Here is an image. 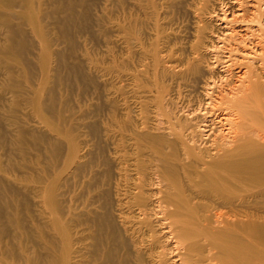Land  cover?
Segmentation results:
<instances>
[{"label": "rangeland", "instance_id": "1", "mask_svg": "<svg viewBox=\"0 0 264 264\" xmlns=\"http://www.w3.org/2000/svg\"><path fill=\"white\" fill-rule=\"evenodd\" d=\"M260 29L264 0H0V264H178L152 210L137 224L129 159L142 150L145 163L156 143L176 157L189 142L205 152L227 135L238 80L259 73L264 85ZM164 110L181 136L158 122ZM189 163L174 170L199 180ZM185 179L197 229L221 230L216 205L264 226V193L244 202L245 185L204 193Z\"/></svg>", "mask_w": 264, "mask_h": 264}, {"label": "bare ground", "instance_id": "2", "mask_svg": "<svg viewBox=\"0 0 264 264\" xmlns=\"http://www.w3.org/2000/svg\"><path fill=\"white\" fill-rule=\"evenodd\" d=\"M256 15H254V16H256ZM261 31H264V30L262 29ZM263 41H264V39H263ZM192 55H194V54H192ZM260 56H262V55H260ZM178 60H179V58H178ZM262 60H264V59H262ZM183 62H185V61H183ZM175 63H176V61H175ZM172 64H174V62ZM172 64H170V65H172ZM263 64H264V61H263ZM179 65H177V66H179ZM183 65H185V63H183ZM176 68H178V67H176ZM188 68L191 70L193 69L194 71L197 70V67H195L194 65H188ZM260 70H264V65L260 67ZM261 72H263V71H261ZM247 73L244 74V75H248V76H245L246 79L244 77H242L243 79L241 78L240 80H238L237 86L239 84L240 85L238 87L235 86L237 88H234L237 90L236 91L234 90L235 92H232L233 90H231L232 96H229L226 99L222 97V99L226 100V103L229 106V107L228 106L227 107L230 108L228 113L230 115H232V118H230L231 116H229V117L227 116L228 118L224 116V119L228 120L230 122L231 126H229V128H228L229 131L226 129L228 132L227 135H220V134L218 135V133L213 135L215 139H213V141H212V143H211V145L207 151H205V152L198 151V150L195 151V146L194 147L188 146L190 143H192V142H189V144L185 147V149H186L185 152L182 154L183 157L182 156L176 157L175 155L169 154V152L165 151L167 147L165 148L164 144L158 143L159 144L158 145L156 143L155 146L152 145L154 148L151 149V153H150L151 159H149V160L147 159L148 161L145 160L146 164L143 162V157H141V156H143L142 150L135 154V159H132V158L129 159L130 161H132V163H130V165L127 163V161H128L127 156L124 154H122V156H121V163H123V165H125V163H127L131 167L130 171H132L134 176H136L135 179L137 182L135 181L134 183L130 184V186L132 185V189H134V191H136V190L140 191L138 194L139 201L135 204L136 208L134 207L135 208L134 210L137 213L136 214L137 215L136 219L138 220L137 224L138 223L141 225L143 224L144 226L148 227L149 222L145 221L144 219H138V217L139 218L140 217L144 218V216L147 217L146 215H147L148 211L152 210V212L155 214V216L158 217L159 225L163 228L164 233L167 234V238H169L170 240L173 241L171 251L173 252V255L176 257L175 259L177 261H179L178 264H264V248L257 250L258 245L264 246V226L257 225V223H255L257 216L255 217V219H254L255 222H254V220H253V217H254L253 214L254 213L250 209L245 210L242 207L243 211H240L239 209H235V207H233V208L230 207L228 210L225 209L226 211H222V210L220 211L218 208L219 206L216 205V206L212 207L213 210L216 211L213 214L214 218L212 216L211 217L213 218L214 224H217V226H219V227L221 226V230L218 229L220 231H216V230L208 231L205 229H197L196 227L193 226L194 221L191 220L192 219L191 217H193V215L195 213L191 217H190V215H188L189 212H191L190 214L193 213L192 212L193 209H191V204L189 203L190 198H188L187 196H185L183 194V191L181 190V184L178 181V178H179V180H180V178L182 180L186 178L188 181H190V183L192 184V186L196 190L198 188L199 192H204V193H208L210 191L207 192L205 189L201 188V185L208 186V190H210L209 188H211L212 190L213 189L216 190V188H217L219 190L218 187L222 181L231 182L233 184L236 183L237 185H239V184L245 185V186H247V188H245V190H244L246 192V194H244L242 196V199H241V201L244 200V202L249 201L250 197H254L256 195L260 196V194L264 193V85L259 80V76H258L259 73H255V74L253 73L251 75L247 74ZM254 76L256 77L255 79L253 78ZM261 76H262V74H261ZM228 94H227V96H228ZM159 101H161V100H159ZM217 102L219 103V101H217ZM160 103H161V108H162V102H160ZM217 105H219V104H217ZM221 106H222V104H221ZM223 106H225V105H223ZM211 108H209V109H211ZM161 110H163V109H161ZM224 111H225V113H227L226 110H224ZM159 115L165 117L164 119H163V117H161L160 119L158 118L159 119L158 122H161V125H164V127H165L164 129H167L168 131H170L172 134H174L177 137L181 136L180 135L181 132L179 133V131H177L178 129H176V128H179L181 126H179L178 124H176L173 121L174 120L173 116L171 115V113L168 110H167V112H166V110L159 112ZM158 116H156V117H158ZM178 123H179V121H178ZM201 124H203V123H201ZM157 126H159V125H157ZM191 126H192V124H191ZM185 128L188 129L189 125H186L184 127V129ZM160 130H162V129H160ZM194 133H196V132H194ZM194 133L192 135H194ZM166 135H167V133H166ZM187 137H189V135ZM161 143H163V142H161ZM140 157L142 158V160L140 159ZM185 159L190 160V162H191L187 165H190V166L195 165L196 167L200 168V170L198 171L199 180L196 178L192 179L191 175L187 176L185 173H181L180 177H179V174L177 173V171L174 170L173 165L177 164L180 169L185 171V166H186L184 164ZM147 162H149V163L151 162V164H152L151 169H149ZM125 167H122V168H125ZM183 176H185V177H183ZM146 178L148 179V181ZM182 186H183V184H182ZM220 186L222 187V184ZM224 186H225V184H224ZM144 188H148L150 190V193L146 197H143L144 195L142 196V191L144 190ZM220 192H222V191H220ZM211 197H212V195H211ZM213 197L215 199L220 198L217 194L213 195ZM132 199H133V197H132ZM233 203L234 202H232L231 204H233ZM149 213L151 214V212H149ZM149 213H148V215H149ZM195 219L199 220L197 217ZM98 221H100V220H98ZM258 221L259 220H257V222ZM210 222H208V223H210ZM102 225H103V223H102ZM210 225H212V223H210ZM199 226H204V225H199ZM214 226L215 225H213L211 227L213 228ZM97 227H99V226H97ZM103 227H105V226H103ZM112 228L110 230H112ZM105 230L104 231L101 230L102 234H103V232L106 233ZM142 230H140V231H142ZM114 231L116 233V230H113V232ZM108 233H110V232H108ZM102 234H101V236H102ZM138 234H139V231H138ZM99 235H100V233H99ZM110 235L106 234V236H110ZM103 236L105 237V235H103ZM115 236H116V234H115ZM131 238H133V237H131ZM92 239L93 238H91V241H92ZM98 239H99V236H98ZM106 240H109V239H106ZM106 240H105V242H106ZM110 241H112V240H110ZM116 241H117V239L115 240V242ZM199 241H200V244H199ZM115 242L112 245H115L116 244ZM96 243H97V241H96ZM98 243L100 245V242H98ZM132 243H133V241H132ZM144 245H145V243H144ZM110 246H111V244H110ZM120 246L121 245H119L118 247H116V246L115 247L119 248ZM148 246L150 247V250L152 247L157 248L156 240L154 238L150 239ZM91 247H94V246H91ZM109 247H107V248H109ZM97 248H98V244H97V246H95V249H97ZM103 248H104V246H103ZM113 248H114V246H113ZM95 251H94V253H96ZM100 251H101V246H100ZM114 254H115V251H114ZM111 255L112 254L109 252L107 257L110 259ZM96 256H98V255H96ZM100 258H101V256H100ZM108 258L106 259V262H108V261L110 262L111 259H113V255H112V258L110 260ZM94 259H96V258H94ZM102 260H103V258H102ZM104 261H105V259L103 260V262ZM153 264H154V262H153Z\"/></svg>", "mask_w": 264, "mask_h": 264}]
</instances>
